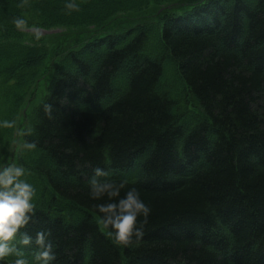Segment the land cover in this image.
I'll return each instance as SVG.
<instances>
[{"label":"trees","instance_id":"trees-1","mask_svg":"<svg viewBox=\"0 0 264 264\" xmlns=\"http://www.w3.org/2000/svg\"><path fill=\"white\" fill-rule=\"evenodd\" d=\"M75 2L0 0V121L15 122L0 127V169L22 166L35 188L24 231L49 233L53 264H264V0ZM149 7L156 22L104 30ZM14 17L88 35L57 42L47 68L46 40ZM96 167L151 209L128 246L99 222Z\"/></svg>","mask_w":264,"mask_h":264},{"label":"clouds","instance_id":"clouds-1","mask_svg":"<svg viewBox=\"0 0 264 264\" xmlns=\"http://www.w3.org/2000/svg\"><path fill=\"white\" fill-rule=\"evenodd\" d=\"M65 8L78 10L75 0H66ZM12 23L23 30L26 21L14 17ZM50 109V106L45 105ZM14 121H0V127L11 128ZM27 149L35 148L27 143ZM25 177L22 166H8L0 169V262L11 257V264H53L56 259L54 245L46 231L29 235L26 229L32 219L35 195L34 186ZM126 180H115L109 171L101 167L93 169L87 180L89 197L101 201L95 205L99 222L108 230L116 243L128 246L143 236V222L151 212L141 199L136 187H126ZM143 218V222L139 218ZM34 247L31 261L25 256V248Z\"/></svg>","mask_w":264,"mask_h":264},{"label":"rangeland","instance_id":"rangeland-1","mask_svg":"<svg viewBox=\"0 0 264 264\" xmlns=\"http://www.w3.org/2000/svg\"><path fill=\"white\" fill-rule=\"evenodd\" d=\"M196 1V0H195ZM185 3L187 2H182L179 5H176L173 9L167 7V12H173V13H179V11L185 6ZM188 8H190L191 6H187ZM152 7H149V10H147L143 15H132V16H121L118 19H116L114 22H112L111 24H109L107 29L104 30H108L109 33H116V32H120L122 30H125L129 27H132L134 24H136L137 22H140L148 17L149 21H155L156 22V14H152ZM166 11V10H165ZM162 13V12H161ZM152 14V15H151ZM91 31V30H90ZM105 31H102L101 33H103ZM23 34H25L27 36V38L30 40L32 37H41L44 38L46 40V43L48 44V46L50 47L49 49V56L46 62V67H50L52 65V63H54L55 58L53 56V53L57 47L56 43L60 42L64 39H68V43L70 44V39L72 40L73 38H77L80 37L81 39H83L84 37H86L85 34L83 36L76 34L77 32H74V34H68V35H59V34H63L64 32L62 31V29H51V30H44V29H39V28H30V29H23L22 31ZM98 34H100V31H96L94 32V36H97ZM57 36H63V37H57ZM27 43H31L30 41H27ZM49 80V77L47 75H45V79H43L42 81H40V83H38V85L36 86V88L33 91L32 94V98L30 99V101L27 103V105L25 106L23 112L25 113H29V111H31L35 106H37V104L39 103L40 99L43 97L44 92H45V88L47 85V81ZM18 141V139H17ZM16 147L19 145L18 143H15Z\"/></svg>","mask_w":264,"mask_h":264}]
</instances>
